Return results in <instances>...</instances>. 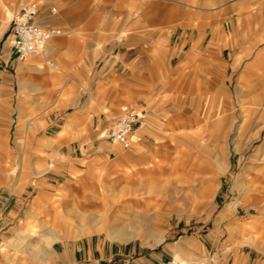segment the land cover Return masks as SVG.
Wrapping results in <instances>:
<instances>
[{
	"label": "rangeland",
	"instance_id": "obj_1",
	"mask_svg": "<svg viewBox=\"0 0 264 264\" xmlns=\"http://www.w3.org/2000/svg\"><path fill=\"white\" fill-rule=\"evenodd\" d=\"M16 1L0 0V147L9 151L0 158V188L5 177L25 178L32 164L45 166L57 155L54 147H32L37 136L25 134L32 120L24 118L28 111L22 110V118L19 113L22 96L24 107L37 110L40 117L49 116L51 104L43 101H53L55 94L44 87L37 73L24 78L22 65L27 60L15 55L10 33ZM28 2L43 5L42 11L50 16L52 8L62 9L63 34L74 33L81 41L88 40L90 51L98 58L106 50L129 45L131 28L136 26L147 31L150 25L151 30L161 29L176 37L200 30L209 39L216 32L218 97L212 101L205 92L189 98L185 94L178 104L182 116L178 123L162 119L169 130L153 141L159 149L153 157L138 159L134 143L93 160L68 180L70 184L55 191L50 209L36 217L22 215V237L30 239L22 244V253L16 250L7 258L0 257V264H158L181 238L216 241L210 245L214 263L227 254L232 264H237V259L238 264H264V0L19 3ZM67 22L72 23L71 28L65 26ZM42 62L53 63L48 58ZM21 77L26 86H20ZM89 98L84 93L83 99ZM45 106L46 114L41 113ZM106 114L108 129L123 113L118 116L109 106ZM53 130L45 125L40 133ZM106 132L102 137L98 132L96 141L111 145ZM154 166L160 168L143 177L145 186L135 183L138 170ZM118 179L125 187L116 184ZM152 187L160 193L149 195L147 188ZM124 201L134 203L123 206ZM72 211L80 216L78 212L83 211L88 224L97 218L101 229L79 231L77 234L83 235L76 237L75 231L62 225L68 215L75 225L80 223V216ZM123 214L126 219L120 221ZM117 224L125 225V231L134 237L112 238L111 227ZM48 226L64 236L48 244L43 238L51 234ZM160 235L162 242L158 241ZM34 246L45 255L33 257Z\"/></svg>",
	"mask_w": 264,
	"mask_h": 264
},
{
	"label": "crops",
	"instance_id": "obj_2",
	"mask_svg": "<svg viewBox=\"0 0 264 264\" xmlns=\"http://www.w3.org/2000/svg\"><path fill=\"white\" fill-rule=\"evenodd\" d=\"M20 1H16L17 5L14 6L16 10L26 4H20ZM42 9L43 5L40 8L39 22L44 26L58 27L60 34L57 39L48 43L42 53L22 59L27 60L22 67L23 72H26L25 79L37 73L43 80L44 87L48 88L50 93H54L55 98L51 102L43 101L44 104H51L52 111L49 116L43 114L40 117L37 110L24 107L26 101H23L22 105L21 96L19 113L21 115L22 110L24 113L25 110L28 111L24 118L32 120L25 133L27 137L37 136L32 147H54L57 155L45 166H40L37 162L32 164L31 172L26 173L25 178H22V175L19 177L10 175L3 179V187L0 188V191L1 189L3 191L0 193L1 258H7L9 253L14 254L16 250L22 253V244L30 239L22 237V215L36 217L50 209L52 206L50 201L58 190L70 184L68 180L74 179V176L89 166L93 160H100L108 152H114L122 147L112 143L110 145L107 141L104 143L96 141L99 138L96 137L98 132H101L102 137L111 127L105 128L109 106L118 116L131 110L140 113V123L137 124L131 138V145L137 144V157L140 159L153 157L159 150L152 143L157 138L165 136V132L168 133L169 130L168 124L162 119L167 118L173 124L181 119L178 104L184 101L185 94L189 98L205 92L206 96L209 95L211 100L214 97L215 101L218 97L216 32L212 33L209 39L208 34L204 35L200 30L197 33L186 32L181 37H176L174 33L168 34L161 29L151 30L150 25L147 31L136 26L131 28L129 45H119L118 48L106 50L98 58V54L90 51L88 40L81 41L74 33L63 34L60 26L64 17L62 9L56 8L57 13H52L51 16ZM71 24L67 22L65 26L71 28ZM128 46L130 48L127 50ZM46 58L53 63H43ZM26 83L21 77L20 86H26ZM33 87L37 88L35 84ZM84 93H88L90 98L83 99ZM190 102L193 103V100ZM46 111L45 106L41 113L46 114ZM45 125H51L53 132L40 133ZM2 134L3 129L0 128V138ZM21 146V143L17 145ZM8 152L6 147H0V158L2 155L7 156ZM119 163L122 164L123 161L120 160ZM155 166L138 170L134 176L135 183L145 186L143 177L160 168ZM122 183L121 179L116 182L117 185ZM125 185L123 183L122 186ZM147 193L151 195L160 192L156 187H152L147 188ZM133 203L124 201L122 204L128 206ZM78 213L82 216L72 211L74 216H80L78 225L73 223L74 219L69 215L63 216L62 219L64 228L75 231L76 237L83 235L77 234L79 231L89 233L92 229H101V223L97 218L93 217L92 223L88 224L85 222L83 211ZM86 214L89 216V213ZM124 219L126 215L123 214L120 221ZM91 225L93 227H90ZM124 226L117 224L111 227L113 231L111 237L119 240L133 238L134 234H128ZM47 228L51 234L44 235L43 238L48 244L64 236L57 232L54 226ZM238 228L247 229L246 225H239ZM133 232L137 233V229L133 228ZM158 241H164L163 235L158 237ZM214 244L209 239L202 242L197 238H181L175 242L174 250L167 258L176 255L194 264H232L228 261L227 254H222V258L219 257L215 263L212 261L210 245L213 247ZM30 254L33 257L45 255L35 246ZM88 258L90 260V255ZM236 263L238 264V259ZM145 264L155 263L149 261Z\"/></svg>",
	"mask_w": 264,
	"mask_h": 264
},
{
	"label": "built area",
	"instance_id": "obj_3",
	"mask_svg": "<svg viewBox=\"0 0 264 264\" xmlns=\"http://www.w3.org/2000/svg\"><path fill=\"white\" fill-rule=\"evenodd\" d=\"M41 5L29 2L15 10L10 19V33L15 55L19 59H28L42 53L48 43L60 34L55 26H44L39 22ZM52 12L57 13L56 8ZM141 115L137 111H127L115 119L107 133L108 140L113 144L129 148L131 138ZM160 264H194L179 256H172Z\"/></svg>",
	"mask_w": 264,
	"mask_h": 264
}]
</instances>
